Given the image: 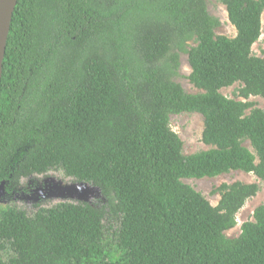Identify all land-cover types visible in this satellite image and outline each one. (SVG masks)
Instances as JSON below:
<instances>
[{
    "label": "trees",
    "instance_id": "16d2710c",
    "mask_svg": "<svg viewBox=\"0 0 264 264\" xmlns=\"http://www.w3.org/2000/svg\"><path fill=\"white\" fill-rule=\"evenodd\" d=\"M218 1L233 37L215 33L206 0H17L0 79V184L60 168L106 202L32 216L0 207V264H264V203L225 234L259 186L222 183L211 205L182 181L239 170L264 182V110L248 100H264V58L252 52L264 0ZM180 53L201 92L174 80ZM237 82L234 98L220 92ZM183 112L202 116L209 149L183 153L170 127Z\"/></svg>",
    "mask_w": 264,
    "mask_h": 264
},
{
    "label": "rangeland",
    "instance_id": "374dc122",
    "mask_svg": "<svg viewBox=\"0 0 264 264\" xmlns=\"http://www.w3.org/2000/svg\"><path fill=\"white\" fill-rule=\"evenodd\" d=\"M207 10L210 14L216 16L220 25L215 29L216 34L233 37L236 33L234 26L229 22L227 13L223 4L218 0H206ZM262 33L258 40L252 45V52L264 58V12L261 15ZM194 45V41L189 42ZM179 74L174 77L182 88L188 93H198L202 90L195 88L188 79L190 67L187 63V56L180 53L179 58ZM240 83H234L232 86L222 88L220 92L229 98L235 97V91L239 88ZM243 100L242 98H238ZM255 107L264 110V100L259 96H250ZM249 110L246 111L248 113ZM170 127L177 133L183 142L182 151L185 154H191L199 150L209 149L201 142V132L203 129V118L200 114L192 112H183L170 116ZM244 146L252 150L248 140L243 142ZM182 181L190 185L193 189L200 192L211 205H216L219 200V194H212L222 183H232L240 181L244 183H256L259 190L255 196L248 198L243 207L236 214V225L225 231L226 236L235 237L240 232V225L252 220L253 210L260 204L264 203V182L258 179L252 173L235 170L223 173L216 177H203L182 179ZM61 202H86L93 207L101 208L105 205V198L100 190L88 182H79L73 177L67 176L60 168L49 169L44 174H34L25 178H21L19 183H9L3 185V192L0 195V207L7 205L15 206L32 216L38 207L48 208ZM111 230L106 232V241L110 246V256L115 259L120 256L119 249L116 247L112 239V231L117 228V223L112 222ZM11 249H7L2 253L3 259L11 256Z\"/></svg>",
    "mask_w": 264,
    "mask_h": 264
},
{
    "label": "water",
    "instance_id": "95a60500",
    "mask_svg": "<svg viewBox=\"0 0 264 264\" xmlns=\"http://www.w3.org/2000/svg\"><path fill=\"white\" fill-rule=\"evenodd\" d=\"M16 3L17 0H0V79L7 35ZM3 185V183L0 184V195L3 192Z\"/></svg>",
    "mask_w": 264,
    "mask_h": 264
}]
</instances>
